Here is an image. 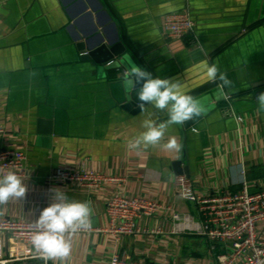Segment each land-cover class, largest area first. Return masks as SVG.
<instances>
[{"label": "crops", "instance_id": "obj_1", "mask_svg": "<svg viewBox=\"0 0 264 264\" xmlns=\"http://www.w3.org/2000/svg\"><path fill=\"white\" fill-rule=\"evenodd\" d=\"M190 6L194 33L166 38L164 15ZM104 8L112 19L96 0H0V117L8 129L0 145L25 151L20 178L28 188L25 199L0 206V214L35 222L58 189L69 200L91 201L94 213L92 229L73 237L66 264H109L115 249L149 264H215L222 244L213 249L203 236L173 232V212L199 217L196 205L178 194L177 179L186 176L176 175L172 162L180 152L162 147L171 137L181 144V127L171 125L156 147L129 149L145 119L159 124L168 115L124 110L117 72L97 76L81 60L76 38L108 42L117 31L147 68L175 79L182 93L203 83L215 64L232 85L220 81L216 107L194 126L197 132L186 130V178L204 195L234 191L241 188L244 166L251 189L258 190L264 186V113L256 101V92L264 90V0H106ZM223 91L233 94L231 102L222 101ZM84 166L124 181L90 189L51 179L58 168ZM117 192L161 205L138 220L142 233L119 242L106 230L107 202ZM28 254L0 231V264H43L18 259Z\"/></svg>", "mask_w": 264, "mask_h": 264}, {"label": "built area", "instance_id": "obj_2", "mask_svg": "<svg viewBox=\"0 0 264 264\" xmlns=\"http://www.w3.org/2000/svg\"><path fill=\"white\" fill-rule=\"evenodd\" d=\"M161 29L166 38L183 39L194 33L195 21L188 9L175 11L164 15ZM7 135L6 117H0V137L6 138ZM26 161L25 151L0 145V175L14 171L23 177ZM240 173L241 188L219 194H201L186 177L179 176L177 179L179 196L196 205L199 217L189 212H173V232L203 236L213 249L216 244H222L224 251L215 255V264H264V186L252 190L244 166ZM51 179L90 189L124 181L123 178L107 176L86 166L79 170L58 168L52 172ZM160 208L161 205L149 197L117 192L107 202L109 224L106 230L114 234L116 242L122 236L142 233L138 220L153 215ZM0 231L8 233L13 240L28 248L29 254L18 259H40V254L31 245V236L36 231L34 222L0 214ZM109 264L149 263L142 258H129L115 249Z\"/></svg>", "mask_w": 264, "mask_h": 264}, {"label": "clouds", "instance_id": "obj_3", "mask_svg": "<svg viewBox=\"0 0 264 264\" xmlns=\"http://www.w3.org/2000/svg\"><path fill=\"white\" fill-rule=\"evenodd\" d=\"M128 68L123 73L126 87L138 89V107L144 111L146 106L164 111L168 119L157 124L152 119L142 123L144 131L128 141L129 149L141 150L160 145L168 128L173 124L184 125L187 121H195L201 117L204 109L191 95L182 93L175 79L153 77L151 73L132 62L130 55L126 57ZM119 67V65H117ZM207 76L211 81H221L222 87H231L232 81L225 73L213 64L207 67ZM257 112L264 113V92L256 97ZM195 133L197 129L192 128ZM162 147L179 153L182 145L175 137L167 140ZM28 188L14 172L8 171L0 175V206L7 205L10 200H23ZM52 203L43 208L35 220L36 231L31 236V245L40 254L44 264H66L72 253L73 237L80 232L92 229L93 208L91 201L69 200L60 190L54 189Z\"/></svg>", "mask_w": 264, "mask_h": 264}, {"label": "water", "instance_id": "obj_4", "mask_svg": "<svg viewBox=\"0 0 264 264\" xmlns=\"http://www.w3.org/2000/svg\"><path fill=\"white\" fill-rule=\"evenodd\" d=\"M98 5L103 9L104 13L108 15L112 19V15L110 12L104 8L106 5V0H96ZM181 7L180 9H182ZM186 9V7L184 8ZM192 7L190 6L188 10L192 15L193 11L191 10ZM92 37H82L77 36L76 41L78 42L77 46L78 49L82 51L81 60L86 62L87 65L97 74V76L104 78L107 76V72H117V80L116 82L120 86V100L119 103L121 107L129 111L132 114H137L141 111L138 107V89L141 85H136L135 88L126 87L123 81V73L128 68V63L126 57L130 55L132 62L136 65L141 66L146 71L152 74L153 77L161 78L156 72L152 71L151 69L147 68L140 59L136 56L135 51L127 44L118 34L116 31V39L112 41L106 42L104 39H99L96 43L92 44L91 40ZM119 65V67H117ZM264 84V82H262ZM188 88L185 89L184 94L191 95L195 100H197L201 106L203 107L204 111L197 120L195 121H187L184 125H180L181 127V145L182 150L180 151V155L177 160L172 162V168L176 175H185L186 177L190 178V169L187 162V152L185 147L186 141V130L194 127L198 122L203 120L205 116H207L215 105V100L217 99V89L220 87V81H211L207 78L203 83L200 84H190L187 86ZM223 90L222 88H220ZM223 95V102H231L233 94L227 93L225 91ZM264 92V90H261ZM261 92L257 91L256 94H260ZM230 98H226V97ZM215 101V102H214ZM232 107V106H231ZM156 111L157 109L146 106L144 111Z\"/></svg>", "mask_w": 264, "mask_h": 264}]
</instances>
